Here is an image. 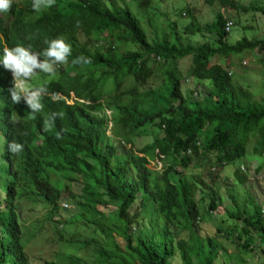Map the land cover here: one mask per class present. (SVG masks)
Returning <instances> with one entry per match:
<instances>
[{"label": "trees", "instance_id": "obj_1", "mask_svg": "<svg viewBox=\"0 0 264 264\" xmlns=\"http://www.w3.org/2000/svg\"><path fill=\"white\" fill-rule=\"evenodd\" d=\"M150 2L140 0L138 6L149 7ZM185 11L190 20L183 26L184 35L213 33L221 45L183 43L172 22H168L167 34L150 40L125 0H56L55 6L39 13L32 10V0L25 6L13 0L11 10L0 13V159L1 169L8 175L0 208V264L5 258L11 264H28L18 221L20 201L43 203L53 219L62 209L63 192L70 193L72 183L80 184V199L70 195L71 203L81 209L78 217L85 219L86 225L96 226L110 242L111 252L104 247L99 250L105 257L120 254L126 264H171L178 249L183 264H193V260L213 264L220 245L211 237L200 239L194 231V222L200 218L195 197L200 181L179 175L175 168H187L194 159L208 165L233 163L245 157L251 140L255 143L252 155L264 160V97L257 99L248 87L234 82L226 67L231 59L256 52L264 69V38L242 37L228 44L223 14L200 24L190 9ZM60 36L71 45L72 54L67 65H58L60 75L47 81L44 111L33 119L25 102H12L9 89L13 76L3 65V48L22 43L43 51L46 40ZM81 55L90 57L92 64L74 66L72 60ZM188 56L190 78L209 81L211 89L206 96L193 89L188 94L183 91L187 76L181 74L176 60ZM218 56L225 57L227 63H213ZM154 69L162 82L140 90L155 75ZM55 93L60 94L59 102L51 98ZM54 111L64 112V118L57 119L53 131L45 132L43 117ZM112 120L123 135H141L149 125H156L158 132L140 147L126 138L124 152L117 153L107 144V125ZM62 129L67 131L57 139L56 132ZM13 140L24 144L19 154L8 149ZM151 162L159 163L161 170L152 168ZM137 199L140 213L135 217L155 215L150 223L157 228L158 238L155 233L131 230L128 216ZM218 202L219 196L214 194L209 211L215 210ZM102 204L116 207L107 225L97 209ZM261 210L253 206L250 212L238 210L231 216L259 235L264 253ZM55 223V233L64 240L67 222L60 221V227ZM184 231L189 233L188 239H176ZM113 233L124 239V251ZM240 239L236 234L235 240ZM243 246L250 250L247 241ZM78 263L73 257L46 262Z\"/></svg>", "mask_w": 264, "mask_h": 264}, {"label": "rangeland", "instance_id": "obj_2", "mask_svg": "<svg viewBox=\"0 0 264 264\" xmlns=\"http://www.w3.org/2000/svg\"><path fill=\"white\" fill-rule=\"evenodd\" d=\"M20 6H25L28 0H14ZM131 11L138 17L148 38L161 37L167 34L168 22L175 23L176 31L181 35L183 43L193 45L204 44L209 47L217 48L221 44L218 37L213 33L198 32L195 35L186 36L183 34V26L190 20L186 9H190L200 24L215 20L217 13L223 14L227 21L231 20L233 25L229 30L227 39L228 44H234L242 37L264 38V0H228L232 3L247 7L246 10H240L232 7L229 3H222L220 0H151L149 7L138 6L140 0H125ZM236 21V23L234 22ZM256 52L249 54L242 59H231L226 65L232 74L234 82L249 88L253 96L257 99L264 97V69L260 66L259 57ZM158 59V58H157ZM156 59V60H157ZM226 58L218 56L212 59L213 63L221 65L227 63ZM177 66L183 76H187L183 85L184 93L188 94L193 89L201 96L208 95L210 84L207 80H198L190 78L189 67L191 65V56L176 60ZM58 68V74L55 77H49L41 73L33 81V84L39 85L42 82L57 78L61 69ZM156 69H154V73ZM162 82L160 73L149 80L142 89L158 87ZM1 105V100H0ZM107 114L109 112H106ZM111 117V115H110ZM211 129V127H210ZM208 130V133L210 132ZM121 128L109 121L107 125V144L113 145L117 153H123L126 148V138H131L136 147L151 142L157 135L158 127L149 125L144 133L138 136L123 135ZM203 136L200 137V144ZM254 140L247 147V153L244 158L235 160L233 163L225 165H208L202 161L194 159L187 168L176 166L179 175L189 176L199 182L196 191L198 201L199 219L194 222L195 234L200 239L213 238L220 247L213 264H264V253L259 235L253 231L245 229L243 222L233 216L232 213L245 209L250 212L253 206L260 207L261 216L264 218V160L255 158L252 152ZM3 149L2 138L0 137V154ZM152 168L161 170L159 163L151 162ZM2 161L0 159V208L3 205L8 175L6 169H1ZM245 178L241 183L240 179ZM70 193L63 192L61 201L62 209L56 215L49 217V208L41 202H31L26 199L20 201L18 221L22 231V244L27 254L28 264H46L48 261L64 260L68 257L78 258V264H126L120 254L112 258L100 254L101 248H106L111 252L112 247L109 240L104 237L96 226L85 224V219L79 218L81 209L71 203V193L77 197L80 195V184L72 183ZM214 194L219 196L220 202L216 209L209 211L210 199ZM78 199H80L78 197ZM234 200V201H233ZM238 207V208H237ZM115 206L112 204H102L98 206V211L104 214L102 220L106 225L113 219ZM238 209V210H236ZM140 213L139 200L132 205L129 211V219L132 221L131 230L135 233H155L159 237L157 228L150 223L155 215L135 217ZM245 215V213H244ZM91 218V215L89 216ZM57 221L59 227L61 222L65 224L63 233L64 240L58 238L55 233L54 222ZM217 229H220L218 231ZM157 232V233H156ZM239 234L241 239L235 240V235ZM189 233L184 231L176 239H188ZM114 240L118 243L121 251L125 250L124 239L113 233ZM245 241L250 248H244ZM2 264H11L9 258H5ZM171 264H183L176 249L175 256L171 259ZM193 264H198L193 260Z\"/></svg>", "mask_w": 264, "mask_h": 264}, {"label": "clouds", "instance_id": "obj_3", "mask_svg": "<svg viewBox=\"0 0 264 264\" xmlns=\"http://www.w3.org/2000/svg\"><path fill=\"white\" fill-rule=\"evenodd\" d=\"M13 0H0V13H6L11 10ZM56 5V0H32V10L41 12ZM47 47L43 51H34L31 45L25 46L18 43L14 47L3 48V65L11 71L13 76V87L9 89L12 102L19 104L25 102L30 109L29 114L34 119L35 115L44 111L43 98L48 94L47 81L35 85L33 81L39 74L43 73L49 77H55L58 74V65H67L69 56L72 54L71 45L68 44L63 36L46 40ZM41 57L43 59H41ZM74 66L84 67L92 64V59L87 56H79L71 62ZM54 102H59L60 94L55 93L51 97ZM64 112H51L43 117V130L45 132L53 131L57 119L64 118ZM12 122L17 120L15 114L12 115ZM62 129L56 132V138L62 139ZM12 154H19L24 149V144L13 140L8 145Z\"/></svg>", "mask_w": 264, "mask_h": 264}, {"label": "built area", "instance_id": "obj_4", "mask_svg": "<svg viewBox=\"0 0 264 264\" xmlns=\"http://www.w3.org/2000/svg\"><path fill=\"white\" fill-rule=\"evenodd\" d=\"M232 25H233V22L231 20L226 21V23L224 25L225 31H229ZM187 153H189V151H187Z\"/></svg>", "mask_w": 264, "mask_h": 264}]
</instances>
